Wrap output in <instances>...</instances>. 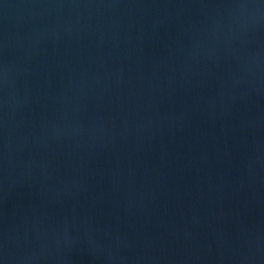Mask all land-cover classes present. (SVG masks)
<instances>
[{
  "label": "water",
  "instance_id": "1",
  "mask_svg": "<svg viewBox=\"0 0 264 264\" xmlns=\"http://www.w3.org/2000/svg\"><path fill=\"white\" fill-rule=\"evenodd\" d=\"M142 0H0V48Z\"/></svg>",
  "mask_w": 264,
  "mask_h": 264
}]
</instances>
